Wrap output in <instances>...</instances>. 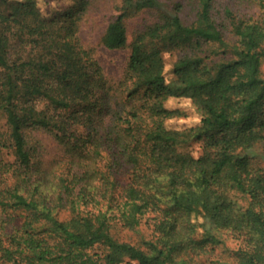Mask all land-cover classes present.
Masks as SVG:
<instances>
[{"label": "trees", "instance_id": "16d2710c", "mask_svg": "<svg viewBox=\"0 0 264 264\" xmlns=\"http://www.w3.org/2000/svg\"><path fill=\"white\" fill-rule=\"evenodd\" d=\"M96 1L59 18L37 0L0 10V264H194L220 241L206 220L241 237L237 264H264V167L246 152L264 143V0H194L191 22L179 1L167 12L160 0H123L100 39L129 47L117 80L78 34ZM144 9L157 19L129 40L127 19ZM165 48L178 51L170 66ZM171 96L191 100L196 124L167 125L185 115ZM194 141L197 156L178 148ZM148 211L146 246L113 233Z\"/></svg>", "mask_w": 264, "mask_h": 264}, {"label": "rangeland", "instance_id": "374dc122", "mask_svg": "<svg viewBox=\"0 0 264 264\" xmlns=\"http://www.w3.org/2000/svg\"><path fill=\"white\" fill-rule=\"evenodd\" d=\"M15 0H0V10L6 14L10 12L12 4ZM181 2L182 8L179 11L181 18L185 22H191L195 17L194 0H160L161 10L172 11V5L174 2ZM123 0H97L93 7H91L83 15L79 26V37L80 41L94 48V54L103 68L106 76L112 80L121 78L125 67L129 47L110 49L101 44V35L105 29L107 22L113 18L118 12H120ZM37 6L40 9V13L45 17H65L66 13L75 11L76 2L75 0H37ZM157 10L144 9L136 11L127 19V29L129 40L134 34L145 28L148 24L152 23L157 19ZM205 52L213 47L210 43L203 44ZM162 55L165 58V63L170 66L178 55L177 49H163ZM220 53H211L207 61L215 62L220 59ZM261 71L264 74V60L261 64ZM166 105L171 108H179L183 110L185 115H180L167 120V125L175 128H184L186 126L194 125L198 122L199 116L191 103V100L183 96H171L166 100ZM4 116L0 114V128L5 129ZM40 136L45 141V145L48 151L54 149V140L46 133H40ZM178 148L182 151H189L191 154L197 156L201 152V142L194 141L191 143H180ZM248 155L256 158L261 166L264 167V143L258 142L251 148L247 149ZM12 155L9 151L3 152L2 159L11 160ZM2 172H0L1 178ZM120 177L123 179L127 178L126 172H121ZM15 218L5 225L6 231L10 232L12 228L20 224L22 216L18 210L15 212ZM60 217L64 218L67 216V210H61L59 212ZM154 212L148 211L144 214L140 220V224L135 228H128L121 224H116L112 231L113 233L122 240H128L146 246L145 242L153 237ZM201 216L194 217L193 220L197 222L202 221ZM206 226L211 232L219 238V242L208 243L204 252L199 253L193 257L194 264H210L215 262L216 264H237L238 257L235 250L241 243V237L231 233L228 230H219L206 220ZM198 234H202V227L198 226ZM94 250H98L95 248Z\"/></svg>", "mask_w": 264, "mask_h": 264}]
</instances>
